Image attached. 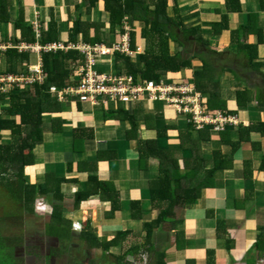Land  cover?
Wrapping results in <instances>:
<instances>
[{"label": "crops", "instance_id": "obj_1", "mask_svg": "<svg viewBox=\"0 0 264 264\" xmlns=\"http://www.w3.org/2000/svg\"><path fill=\"white\" fill-rule=\"evenodd\" d=\"M150 1L147 2L153 9ZM2 2L10 6L12 21L24 12L26 21L33 27L35 23H40L42 30H48L50 23L56 22L59 42L69 41V33L78 19L104 24L108 21L101 0L92 8L88 7L89 2L86 0ZM240 3L241 11L233 13L228 11L226 0H169L167 12L170 16L174 15L173 7L177 5L180 15L186 17L185 24L203 29V38L208 40L213 51L227 50L229 61H237L223 68L218 79L220 92L227 101V110L239 118L241 127H229L225 131L208 130V133L203 132L201 135L193 132L192 140L196 142L193 152L190 144L185 150L179 146L181 136L178 131H185L189 127L186 117L178 115L163 103L141 101L120 104L108 101L105 106H93L89 102L81 103L72 98L59 102L60 110L46 117L43 142L34 149V164L25 168L26 180L32 185L44 183L47 175L54 176V180L66 179L60 186L64 197L62 204L69 211L65 219L71 221L69 227L76 233V237L79 234L76 241L87 248L90 261L99 259L101 251L90 249L82 243L80 231L86 225L98 238L106 240L113 239L119 231L129 230L131 234L125 242L110 252L120 255L130 248L141 246V257L129 255L128 260L133 264H153L154 255L145 249L149 241L146 240L144 224L155 221L161 211L160 206L153 205L151 201V187L158 178L160 168L156 158L140 160L139 149L143 141L158 139V130L166 123L174 125L175 129L168 131L167 138H159L158 146L168 149L169 157L178 160L181 173L185 172V168L196 166V163L205 164V170H209L216 166V161L224 168L214 173L211 183L203 188L194 205L168 208H171L168 221L154 229L150 243L157 250L165 251V264L263 262L264 251L258 249L256 240L264 228V134L254 125L264 122V68H251L244 49L238 50L237 45L232 44L231 35L232 31L250 21L253 32L248 33L244 43L255 44L260 39L259 60L264 62V0H240ZM225 14L228 29L218 35L213 34L212 26L221 22ZM139 25L140 21L133 22L132 29L139 30ZM21 33L14 29V23L0 22L1 45H15L14 40L20 39ZM90 34H93L92 30ZM101 36L105 43L112 44L118 40L119 32L116 30L114 36H111L105 27L101 28ZM236 39L239 40L238 37ZM171 43L172 53H206L201 51L202 47L192 36L184 46L181 44L183 47L175 41ZM137 46L142 47L140 44ZM30 54L31 63L37 55ZM192 64L193 68L189 70L192 71L191 78L193 70L201 68L203 63L200 58H196ZM1 67H6L2 57ZM172 76L174 78V74ZM237 91H241L243 106L236 101ZM118 107L129 114L134 112L138 120L137 131H130V124L125 119L116 117L115 113H107L109 110L114 112ZM149 115H153L155 120ZM52 119L56 120L55 124ZM219 151L225 157H220ZM214 153H217L215 160ZM203 175L199 174L197 179ZM90 176L104 182L110 191L119 196L116 212H110V203L98 195L82 202L79 208L74 207L76 192L86 189ZM187 185L186 180L181 181V190ZM133 202L136 203L135 208ZM164 209L168 210L167 206ZM38 210L44 214L38 215ZM22 213L25 215L22 222L28 224L34 221L33 216L36 214L43 220L50 219L53 213L52 198L38 196L33 203V211ZM2 216L0 213V221ZM5 216L8 221V216ZM11 223L13 225L7 222L5 227L14 228L15 222L12 220ZM24 228L21 226L20 230ZM4 233L8 236V232ZM58 236L65 237L60 234Z\"/></svg>", "mask_w": 264, "mask_h": 264}, {"label": "trees", "instance_id": "obj_2", "mask_svg": "<svg viewBox=\"0 0 264 264\" xmlns=\"http://www.w3.org/2000/svg\"><path fill=\"white\" fill-rule=\"evenodd\" d=\"M86 1L89 2L88 7L92 8L100 0ZM101 1L103 2V10L108 14L107 23L84 22L78 19L69 33L70 42L105 43V39L101 36V28L106 27L109 35L114 36L116 30L119 33L123 32L124 17L128 18L131 27L133 22L140 21L142 25L140 29L137 31L132 29L130 32V47L134 49L137 44H140L142 46L141 53L136 55L134 59L115 54L113 57V71L116 73L124 72L131 75L134 79L159 81L163 76H172V74H179L183 69H192V61L200 58L203 63L202 67L193 70V77L190 78L191 83L197 91L204 95V101L210 112L222 110L224 114H233L232 111L227 110V101L220 92L218 71L214 70L212 65H209L211 64L210 58L218 56L219 53L213 51L208 40L203 38V29L201 27L185 24L186 17L180 15L177 5L173 7L174 15L170 16L167 12L169 0H151L150 3H153V9L150 8L148 0ZM226 7L229 12H240V0H226ZM0 22H11L10 6L5 5L2 0H0ZM14 26L16 30L22 32V37L15 39V45L23 41L28 43L37 42L34 27L26 21L24 12L20 13V17ZM251 26L252 24L249 21L248 24L232 31V44L237 45L238 50L244 49V54L251 68L260 70L264 68V62L259 60L258 53L260 39L255 44L244 43L247 36L253 32ZM212 29L213 34L216 35L228 29L227 14L224 15L221 22L213 25ZM90 30H92L93 34H90ZM191 36L202 47L201 51L206 53L193 52L186 54L185 52L184 54L183 51L172 53L170 48L171 41L184 46ZM59 41L58 24L53 21L50 23L48 30H43L40 43L47 44ZM105 44L109 45L110 43ZM2 51H0V58L2 57L6 67L5 70L0 72V75L22 73L26 69L25 65L27 62L31 60L30 53L20 52L16 47H10ZM205 54L206 58H204ZM43 59L44 72L46 73L44 84H36L25 90L17 89L10 92V94L0 93V189H6L9 196L18 201H23L22 206H19L20 212L18 213L23 211L32 212L33 203L38 196L51 197L53 213L49 220L54 225L53 228H56V224L60 225L65 220L62 214L65 207L62 204L64 197L60 186L66 179L57 178L54 180V176L47 175V180L44 183L31 185L27 183L25 168L35 162L33 152L36 146L43 142L45 118L54 112H58L61 108L59 102L52 97L49 91L50 87L63 88L75 84L73 80H76V77L74 75L78 65L83 61V57L76 50H57L44 53ZM237 94L238 98L236 101L238 105L243 106L242 96H240L241 91H237ZM205 97H207V100ZM115 111L109 110L107 113H115L116 117L120 116L122 120L125 119L130 124V131H137L138 120L134 112L129 114L121 107H118ZM149 116L155 120L153 115ZM55 121L52 119L53 124H55ZM174 127V125L165 123L164 127L158 130V139L143 141L139 149L140 160L156 158L159 160L160 168L158 178L154 186L151 187V201L153 205L160 206L161 211L155 221L144 224L147 232L146 240L147 242L149 241V246L144 248L154 255L153 264H165V251L157 250L150 243V239L153 237L154 229L168 221L171 209L168 208L171 206H182L185 208L186 206L194 205L200 198L203 188H206L211 183L214 173L224 168L221 163L219 164L216 161V166L209 170H205V164L196 163V166L185 168V172L181 173L178 160L174 157H169L168 149H161L158 146L159 138H167L168 131L175 129ZM229 127L233 126L225 127L224 131ZM254 128L264 134V122L254 125ZM193 132L201 135L203 132L208 133V130L196 131L191 125L185 131L179 130L181 143L185 144L188 142V144L186 143L183 146L180 143V148L183 147V150L188 149L187 146L190 144V149L193 152L195 151L196 142L192 140ZM4 134L8 135L7 139L4 138ZM216 154L214 153V160L216 159ZM219 154L220 157H225L220 151ZM195 157L196 153L192 156L193 161ZM202 161L204 162L205 159L202 158ZM199 174L204 175L197 179ZM184 180L188 182V185L181 190L180 183ZM112 193L109 186L104 182H99L95 176H90L86 183V189L76 192L74 207L77 209L82 202L98 195L100 199L110 203V212H116L119 208L120 199L119 196ZM135 204V202L132 203L133 208H135ZM164 206H167L168 210L164 209ZM170 222L172 223L173 221ZM53 232L60 235L65 233L62 228ZM130 234L129 230L119 231L111 240L100 239L86 225L80 231V239L88 248L101 251L99 259L91 260L86 264H133L128 260V256L141 257L143 247L130 248V250L124 251L120 255H114L110 252L114 247L122 245ZM4 241V238L0 236V264H9V261L1 260L3 259ZM256 241L258 249L264 251V228L261 229ZM247 264H256V261L251 260Z\"/></svg>", "mask_w": 264, "mask_h": 264}, {"label": "built area", "instance_id": "obj_3", "mask_svg": "<svg viewBox=\"0 0 264 264\" xmlns=\"http://www.w3.org/2000/svg\"><path fill=\"white\" fill-rule=\"evenodd\" d=\"M123 32L119 33L117 41L111 45L104 43L89 44L78 42L40 43L43 36L42 25L34 24L37 42H21L18 45H1L0 50L16 47L20 52L34 53L37 62L29 63L22 73L0 75V93L21 89L25 90L33 85L44 84V53L57 50H76L83 57V61L76 69L75 84L63 88L50 87L52 97L58 102L67 99H77L81 103L89 102L93 106H105L108 101L128 104L131 102H165L178 115L184 116L189 125L196 130L223 131L227 126L237 127L241 124L234 114H224L222 110L210 112L204 101V95L197 91L192 83L172 76H163L159 81L134 79L131 75L116 73L113 68L114 54H121L134 58L141 53L142 47H130V27L126 18L123 20ZM99 65H109L110 72H101Z\"/></svg>", "mask_w": 264, "mask_h": 264}, {"label": "flooded vegetation", "instance_id": "obj_4", "mask_svg": "<svg viewBox=\"0 0 264 264\" xmlns=\"http://www.w3.org/2000/svg\"><path fill=\"white\" fill-rule=\"evenodd\" d=\"M24 216L22 213V216L8 217L15 222L14 228L8 227V229L7 226L5 227L8 222L7 217L5 218V215L1 217L0 236L5 240L1 260L9 261V264H85L90 261L87 248L76 241L79 234L76 237L72 228L68 227V233L66 231L64 233L65 237H59L57 233L49 231L48 227L53 225L49 219L43 220L36 214L33 216L34 221L28 224L22 222ZM21 226H25L23 231L20 230ZM55 226L61 228L59 224ZM4 232H8V236ZM61 240L70 243L69 253L62 254L58 250Z\"/></svg>", "mask_w": 264, "mask_h": 264}, {"label": "rangeland", "instance_id": "obj_5", "mask_svg": "<svg viewBox=\"0 0 264 264\" xmlns=\"http://www.w3.org/2000/svg\"><path fill=\"white\" fill-rule=\"evenodd\" d=\"M19 17H17V19ZM17 19H15L13 21L11 19V22L12 23L9 22V24H13L14 23V25H15V22L17 21ZM93 23H95V22H93ZM141 26L142 25L140 23L139 27H141ZM14 29H15V26H14ZM171 44H172L171 49H173V43H171ZM174 48L176 49V46ZM218 53H220L219 56L216 55V56L212 57L209 60L211 62V64H209V65H212L213 69L214 70H217L218 71V75H220L221 74V71L223 70V68H228L227 66H232L237 61H235V60H230L229 61V58H230L229 56L230 55H229V53H227V50H225L224 52H218ZM204 58H206V54L204 55ZM218 59H220V60H218ZM218 61H220V63ZM36 62H37V57H36V59H32V63L33 64H35ZM111 62H113L112 59H111ZM216 62H218V63L216 65H214V63H216ZM242 63L244 64V62H242ZM97 68L101 72H110V71H112V68L109 65H99ZM4 69H5V67H1L0 68V72H2ZM189 70L190 69H183L180 74H174V77H176L177 79H181L182 78L187 83H191V79L190 78H191L192 71L190 72ZM153 103H163V105H166V103L163 102V101L162 102H153ZM167 107H169V106H167ZM4 138L7 139L8 138V135L7 134H4ZM35 184H32V185H35ZM7 195H8V192H7L6 189L5 190L0 189V213L2 215H7L8 217L11 216V218L12 217H15V216H17V217L18 216H22V213H19L17 215H16V213L20 212L19 206H22L23 201L22 202L21 201H18L17 199L13 198L12 196H9V195L7 196ZM37 213H38V215H43L44 214L43 212H41V210H38ZM68 213H69L68 208L65 209V207H64L63 208V211H62L63 219H65V217L68 216ZM5 218H6V216H5ZM9 221H11V219H8V222ZM69 223L71 224V221H68V219H65V220H63V223L60 224V227L63 229V231H66V233H68V230L67 229L69 227ZM10 225H13V223H11ZM48 228H50L49 229L50 232H52V230L53 231H57V228H53V225H52V228L51 227H48ZM69 244H68V241L61 240V244H60V247H59L58 250H60V252H62V254L69 253L70 252V248H69L70 246H69ZM262 261L263 262H261L260 264H264V260H262Z\"/></svg>", "mask_w": 264, "mask_h": 264}, {"label": "clouds", "instance_id": "obj_6", "mask_svg": "<svg viewBox=\"0 0 264 264\" xmlns=\"http://www.w3.org/2000/svg\"><path fill=\"white\" fill-rule=\"evenodd\" d=\"M126 18V20H127V23H128V25H129V27H130V30L132 31V27H131V25L129 24V22H128V18L127 17H124L123 18V20ZM130 31V32H131ZM100 43H103V42H100ZM105 44V43H104ZM106 45H108V44H106ZM109 45H111V44H109ZM117 54V53H116ZM115 55V54H114ZM114 55H113V57H114ZM121 55V54H120ZM136 57V56H135ZM134 57V58H135ZM134 58H132V59H134ZM113 60V59H112ZM30 62H27V64L25 65V67H27V65L29 64ZM76 74V73H75ZM77 77V76H76Z\"/></svg>", "mask_w": 264, "mask_h": 264}]
</instances>
